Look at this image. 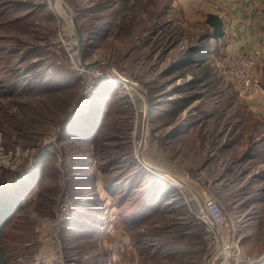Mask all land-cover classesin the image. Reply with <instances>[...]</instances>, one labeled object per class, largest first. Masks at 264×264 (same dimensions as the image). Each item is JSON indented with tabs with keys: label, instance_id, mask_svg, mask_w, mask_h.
<instances>
[{
	"label": "rangeland",
	"instance_id": "1",
	"mask_svg": "<svg viewBox=\"0 0 264 264\" xmlns=\"http://www.w3.org/2000/svg\"><path fill=\"white\" fill-rule=\"evenodd\" d=\"M208 1L66 0L84 62H100L85 66L100 71L85 97L87 74L70 60L80 61L76 32L56 0H0V203L16 209L5 227L12 264H208L214 244L196 215L208 197L149 170L184 162L183 146L169 153L155 135L178 115L221 121L233 152L214 150L210 192L226 240L233 232L242 255L264 264V124L227 78ZM149 111L151 167L136 150Z\"/></svg>",
	"mask_w": 264,
	"mask_h": 264
},
{
	"label": "crops",
	"instance_id": "2",
	"mask_svg": "<svg viewBox=\"0 0 264 264\" xmlns=\"http://www.w3.org/2000/svg\"><path fill=\"white\" fill-rule=\"evenodd\" d=\"M208 3L212 6L211 13L218 15L223 22L227 61L259 49L261 55L256 75L260 80L264 79V0H209ZM247 103L257 114L253 116L264 124V99L256 103ZM178 116L180 118L176 122L161 128L155 135L159 137L162 149L169 153L170 146L176 148L183 146L185 159L182 164L174 166L162 164L161 167L186 185L189 184L188 188L191 187L196 194L209 197L212 195L211 189L214 190L212 184L217 181L216 178H211L210 171L211 163L216 159L213 152L223 146L228 153H232L233 148L225 143L226 131L220 129L221 121L216 119L215 115H189L191 118L187 120L186 115ZM218 135L224 137L222 142L221 139L214 142ZM261 135H264V131L258 134L257 138ZM206 140H212V145L204 144ZM208 151L212 153L208 154ZM202 162L205 165L200 166ZM236 162L240 163L239 160ZM231 190H234V187L231 186Z\"/></svg>",
	"mask_w": 264,
	"mask_h": 264
},
{
	"label": "built area",
	"instance_id": "3",
	"mask_svg": "<svg viewBox=\"0 0 264 264\" xmlns=\"http://www.w3.org/2000/svg\"><path fill=\"white\" fill-rule=\"evenodd\" d=\"M261 51L254 49L246 54L229 60L227 78L233 83L239 95L248 102L256 103L264 99V87L260 78L256 75V67L260 59ZM73 69L81 74H87L83 95H91L97 76L98 69H86L79 61L77 53H70ZM197 218L205 224L207 233L211 238L214 256L208 264H261L262 259L251 260L241 253L239 242L232 240L235 235L231 232L230 239L226 240L224 231L227 230V217L220 201L213 195L204 200V205L196 212Z\"/></svg>",
	"mask_w": 264,
	"mask_h": 264
},
{
	"label": "bare ground",
	"instance_id": "4",
	"mask_svg": "<svg viewBox=\"0 0 264 264\" xmlns=\"http://www.w3.org/2000/svg\"><path fill=\"white\" fill-rule=\"evenodd\" d=\"M53 8L55 9V11L64 19H67L68 22H69V25L71 24V26L73 27L72 25V20H71V17H70V11H71V8L69 7L68 3L66 2V0H56ZM74 28V27H73ZM72 43H75L77 44L78 41H77V38H76V35L71 39ZM121 78V81L123 84H125V86L128 88V90L130 91L131 94H133L135 97H136V103L137 104H142L144 105L145 107H147V104H148V99L146 97V95H144L142 93V90L140 88H138L135 84L133 83L132 81H130L129 79H126V78H123V77H120ZM149 106V104H148ZM149 108V107H148ZM152 112V111H151ZM147 113L145 112V120L142 119V129H144V133L142 134L141 132V137L140 139L136 142V150H137V153L140 154L139 156H142V152L143 150L145 149L147 143L150 142L151 138H150V135H149V119H150V111L148 113V115H146ZM145 121V122H144ZM141 129V130H142ZM143 137V138H142ZM142 138V140H141ZM141 158V157H140ZM141 161L143 163H145V165H148L151 167V165L146 162V160L143 158H141ZM152 168H154V170L159 174L160 177H163V178H166L167 177V172L165 170H162V169H158V167H155L154 164L152 166ZM165 171V172H164ZM175 181V180H174ZM178 185H180L179 183V180H176L175 181ZM188 187V186H187Z\"/></svg>",
	"mask_w": 264,
	"mask_h": 264
},
{
	"label": "trees",
	"instance_id": "5",
	"mask_svg": "<svg viewBox=\"0 0 264 264\" xmlns=\"http://www.w3.org/2000/svg\"><path fill=\"white\" fill-rule=\"evenodd\" d=\"M207 25L212 29L214 38L224 37V29L222 19L213 13H209L206 18ZM0 203V264H12L9 251L4 245L6 239L5 227L11 223L16 213L14 204Z\"/></svg>",
	"mask_w": 264,
	"mask_h": 264
},
{
	"label": "water",
	"instance_id": "6",
	"mask_svg": "<svg viewBox=\"0 0 264 264\" xmlns=\"http://www.w3.org/2000/svg\"><path fill=\"white\" fill-rule=\"evenodd\" d=\"M70 17H71V20H72V25L74 27V30L76 32V38H77V41H78V50H79V54H80L81 64L86 66V67L98 66L100 64L99 61H96V62H93V63L84 62V59H83L84 50H85L84 38L82 36L81 29H80L77 17L74 14V11L72 9L70 11ZM149 170L152 171V172L155 171L154 169L153 170L149 169ZM167 176L173 178L174 180H179V183L182 184V185H186L183 181H181L180 179L170 175L169 173L167 174ZM203 205H204V203L202 202V206Z\"/></svg>",
	"mask_w": 264,
	"mask_h": 264
}]
</instances>
